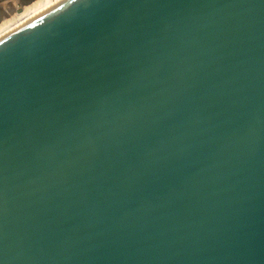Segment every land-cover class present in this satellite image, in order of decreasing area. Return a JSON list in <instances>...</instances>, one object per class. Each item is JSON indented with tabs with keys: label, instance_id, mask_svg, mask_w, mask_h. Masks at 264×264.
I'll return each mask as SVG.
<instances>
[{
	"label": "water",
	"instance_id": "1",
	"mask_svg": "<svg viewBox=\"0 0 264 264\" xmlns=\"http://www.w3.org/2000/svg\"><path fill=\"white\" fill-rule=\"evenodd\" d=\"M0 264H264V0H60L1 35Z\"/></svg>",
	"mask_w": 264,
	"mask_h": 264
},
{
	"label": "bare ground",
	"instance_id": "2",
	"mask_svg": "<svg viewBox=\"0 0 264 264\" xmlns=\"http://www.w3.org/2000/svg\"><path fill=\"white\" fill-rule=\"evenodd\" d=\"M58 1H60V0H57V2ZM12 2L13 3H12L10 8H9V6H7L8 2L2 3V5L0 4V36L3 35L4 33L8 32V31H10L11 29L15 28L16 26H18L22 22L26 21L27 19L33 17L34 15H37L38 13L44 11L45 9H47L50 6L57 3V2H52L50 0L46 1V2L44 0H38V1L31 4V2L29 1L28 3L24 4V6H28L24 10L25 16L23 15V17L20 18V21H15V22L11 23V20L15 16H17V15L12 16L14 14V11H15V9L13 7L15 5V1L12 0ZM32 7H34V9H31ZM4 19L6 20L5 22H3Z\"/></svg>",
	"mask_w": 264,
	"mask_h": 264
},
{
	"label": "rangeland",
	"instance_id": "3",
	"mask_svg": "<svg viewBox=\"0 0 264 264\" xmlns=\"http://www.w3.org/2000/svg\"><path fill=\"white\" fill-rule=\"evenodd\" d=\"M13 1H15V5L13 6L14 7V9H15V11H14V14L12 15V16H15V15H17V16H15L12 20H11V23H13V22H15V21H20V18H22L23 17V15L25 14V8H27L28 6H21V5H19V4H17L18 2V0H13ZM36 1H38V0H31L30 2H31V4L32 3H34V2H36ZM45 2L46 1H49V0H44ZM50 1H52V2H57V0H50ZM8 2V0H0V4L2 5V3H7ZM44 2V3H45ZM43 3V4H44ZM37 7V6H36ZM39 7V6H38ZM31 9H34V7H32ZM27 14V13H26ZM11 16V17H12ZM25 16V15H24ZM6 20L4 19L3 20V22H5Z\"/></svg>",
	"mask_w": 264,
	"mask_h": 264
}]
</instances>
